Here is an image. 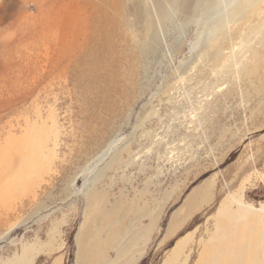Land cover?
Segmentation results:
<instances>
[{"label":"rangeland","instance_id":"374dc122","mask_svg":"<svg viewBox=\"0 0 264 264\" xmlns=\"http://www.w3.org/2000/svg\"><path fill=\"white\" fill-rule=\"evenodd\" d=\"M242 2L0 0V140L44 139L0 264H197L224 210L264 221V0Z\"/></svg>","mask_w":264,"mask_h":264},{"label":"bare ground","instance_id":"6f19581e","mask_svg":"<svg viewBox=\"0 0 264 264\" xmlns=\"http://www.w3.org/2000/svg\"><path fill=\"white\" fill-rule=\"evenodd\" d=\"M253 1L258 0H244L242 4ZM160 13L164 15L161 9ZM27 126L22 135H7L0 140V217L15 209L24 193L27 195L29 190L23 186L41 165L39 146L43 135L34 125ZM217 221L212 244L197 264H264V221L258 215L244 209L236 215L224 210ZM17 260L22 263L27 259L21 255Z\"/></svg>","mask_w":264,"mask_h":264}]
</instances>
